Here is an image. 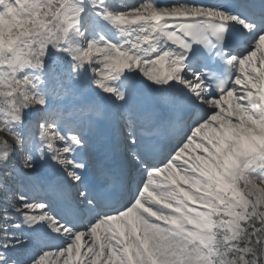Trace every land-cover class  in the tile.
I'll use <instances>...</instances> for the list:
<instances>
[{"label": "snow or ice", "instance_id": "obj_1", "mask_svg": "<svg viewBox=\"0 0 264 264\" xmlns=\"http://www.w3.org/2000/svg\"><path fill=\"white\" fill-rule=\"evenodd\" d=\"M0 264H264V0H0Z\"/></svg>", "mask_w": 264, "mask_h": 264}]
</instances>
